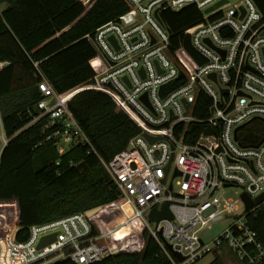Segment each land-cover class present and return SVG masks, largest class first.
I'll use <instances>...</instances> for the list:
<instances>
[{"label":"built area","instance_id":"2783aa9c","mask_svg":"<svg viewBox=\"0 0 264 264\" xmlns=\"http://www.w3.org/2000/svg\"><path fill=\"white\" fill-rule=\"evenodd\" d=\"M125 1V13L85 36L95 51L93 77L64 93L42 81L39 115L26 126L47 118V140L60 155L75 145L94 149L69 103L82 90L108 94L140 129L123 152L103 161L121 196L32 225L21 239L26 229L14 227L0 239V264H95L115 251L142 252L145 232L172 264H198L209 255L228 264H264V235L257 230L264 222V10L258 4L264 0ZM191 6L201 13L191 44L203 59L193 72L173 56L163 21L167 11ZM10 140L0 109L1 152ZM166 203L174 218L151 222L150 212ZM218 223L224 232L207 242L201 233Z\"/></svg>","mask_w":264,"mask_h":264},{"label":"trees","instance_id":"16d2710c","mask_svg":"<svg viewBox=\"0 0 264 264\" xmlns=\"http://www.w3.org/2000/svg\"><path fill=\"white\" fill-rule=\"evenodd\" d=\"M258 4L264 10V1ZM0 5L5 6L0 15V63L9 64L0 66V109L11 139L3 152L0 148V239L16 226L26 229L19 233L21 239L32 225L107 205L121 196L103 161L109 163L123 152L140 129L117 111L108 94L82 90L69 103L94 149L75 145L60 155L47 140V118L26 126L39 115L42 81L64 93L93 77L90 60L95 51L85 36L125 13L129 5L125 0H96L89 9L81 0H0ZM200 18L193 6L179 13L167 11L163 17L173 56L189 72L203 63L191 44V27ZM257 230L264 235V222ZM144 242L140 253H122L95 264H172L149 232ZM210 264L226 262L216 257Z\"/></svg>","mask_w":264,"mask_h":264},{"label":"rangeland","instance_id":"374dc122","mask_svg":"<svg viewBox=\"0 0 264 264\" xmlns=\"http://www.w3.org/2000/svg\"><path fill=\"white\" fill-rule=\"evenodd\" d=\"M83 1L87 6L88 9L95 3L96 0H81ZM5 6H3L4 8ZM241 189H236L233 191V193H231L230 195L234 198H237V195L240 193ZM226 225L223 223H218L216 225H214L212 228H207L205 229L202 233L201 236L209 243L213 242L215 239H217L225 230ZM123 230L121 231L122 234L126 233L129 229L128 226H126L125 228H122ZM214 259L213 255H209L207 257H205L203 260H201L198 264H210ZM226 264L227 261L225 260Z\"/></svg>","mask_w":264,"mask_h":264},{"label":"water","instance_id":"95a60500","mask_svg":"<svg viewBox=\"0 0 264 264\" xmlns=\"http://www.w3.org/2000/svg\"><path fill=\"white\" fill-rule=\"evenodd\" d=\"M4 66H9V64H8V63H5ZM176 175H181V173L177 171V172H176ZM243 197H244V199H245L246 202H247V207L250 208V207L253 205V203L250 201V199H249L246 195H244ZM173 218H174V217H173V214H172V212H171V210H170V208H169V204H168V203H166V204L164 205V207H163L162 210H158L157 208H154V209L150 212V214H149V219H150V221H151V222H154V223H159L161 220H164V219L172 220ZM54 238H55V236H52V237H50V238H46V239H44L43 242H42V245H41V246H45L46 244H48L49 242H51ZM120 254H122L121 251H115V252L112 254V256H118V255H120ZM176 255H177V257H178L180 260H183V258H182L179 254H176ZM63 262H65V261H64V260H58V261L53 262V263H51V264H60V263H63Z\"/></svg>","mask_w":264,"mask_h":264}]
</instances>
